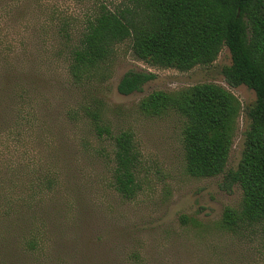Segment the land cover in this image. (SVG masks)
Listing matches in <instances>:
<instances>
[{
  "label": "rangeland",
  "instance_id": "obj_1",
  "mask_svg": "<svg viewBox=\"0 0 264 264\" xmlns=\"http://www.w3.org/2000/svg\"><path fill=\"white\" fill-rule=\"evenodd\" d=\"M126 0H0V264H264L258 226L231 231L224 209L243 192L227 172L242 158L254 90L233 86L224 47L209 65L182 71L139 59L130 40L90 77L69 73L70 51L101 4ZM129 71L153 73L123 94ZM212 82L242 104L224 173L186 170L182 120L149 116L140 101L155 90ZM101 110L112 135L134 134L139 185L131 198L114 186L111 135H98Z\"/></svg>",
  "mask_w": 264,
  "mask_h": 264
},
{
  "label": "trees",
  "instance_id": "obj_2",
  "mask_svg": "<svg viewBox=\"0 0 264 264\" xmlns=\"http://www.w3.org/2000/svg\"><path fill=\"white\" fill-rule=\"evenodd\" d=\"M127 40L139 59L182 71L212 64L224 47L229 49L227 81L248 86L256 100L247 112L250 124L242 158L236 170L227 172L242 189L241 206L224 209L222 226L231 231L258 226L264 234V0H126L115 9L101 4L71 48L73 80L90 77ZM153 77V73L129 71L118 89L130 94ZM139 106L149 116L175 114L182 120L190 175L212 177L225 172L242 111L234 93L204 82L171 92L155 90ZM88 114L99 136L114 139L115 189L122 196H135L140 188V150L134 134L112 135L110 126L100 122L101 110Z\"/></svg>",
  "mask_w": 264,
  "mask_h": 264
}]
</instances>
